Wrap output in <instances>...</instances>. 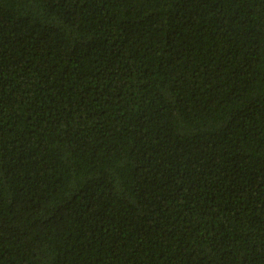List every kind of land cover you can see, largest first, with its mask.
Masks as SVG:
<instances>
[{
	"label": "trees",
	"instance_id": "obj_1",
	"mask_svg": "<svg viewBox=\"0 0 264 264\" xmlns=\"http://www.w3.org/2000/svg\"><path fill=\"white\" fill-rule=\"evenodd\" d=\"M0 264H264V0H0Z\"/></svg>",
	"mask_w": 264,
	"mask_h": 264
}]
</instances>
